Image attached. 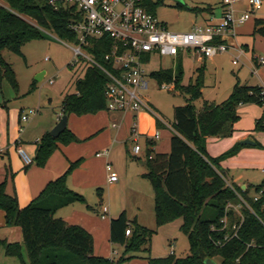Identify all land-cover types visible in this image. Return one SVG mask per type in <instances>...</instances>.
Segmentation results:
<instances>
[{"label":"trees","instance_id":"obj_1","mask_svg":"<svg viewBox=\"0 0 264 264\" xmlns=\"http://www.w3.org/2000/svg\"><path fill=\"white\" fill-rule=\"evenodd\" d=\"M0 6V77L16 91L15 75L3 58L4 51L20 54L21 48L31 41L39 40L40 30L53 33L58 39L73 42L75 37L69 29L73 19L72 10L62 8L57 11L48 6L47 0H2ZM144 5L154 15L156 7L150 0ZM194 12H209L213 7L192 9ZM252 36L264 38V19L254 21ZM108 41H92L91 55L100 63L108 50ZM182 71L160 70L150 75L160 85L164 82L188 97V103L174 110L171 124L172 136L168 154H154L147 150L144 160L146 173L143 177L150 183L153 191L154 217L156 227L182 221L180 232L187 237L189 254L176 258L173 254L165 258L148 257L147 264H204L212 260L219 264H264V226L248 210L243 209V223L238 237L223 247L215 243L238 223L236 215L230 211L229 225L222 230L221 220L228 204L238 203L236 194L248 201L254 214L264 224V198L254 202L250 195L264 189V180L256 187L248 186L242 190L227 179L220 163L233 157L240 148H233L217 158L206 152L208 137L228 138L234 132L238 121L237 109L240 105L255 104L263 109L255 123V130L262 131L264 123V95L261 87L234 85L230 95L220 104L203 102L200 111L191 104L202 96V69L195 82L186 86L180 84ZM105 76L96 68L86 67L81 78L74 81V94L64 97L62 116L94 115L105 111ZM35 85L30 86V92ZM157 127L163 126L156 121ZM75 137L65 129L57 139L48 133L39 141L33 163L43 167L57 144L67 145ZM147 141V146H153ZM254 147H259L255 144ZM153 153V156L151 157ZM151 157V158H150ZM79 164H71L60 177L49 182L40 195L24 208H19L16 196L5 192V183L0 185V211L5 215L7 227H18L22 235V246L0 241L7 257L17 258L20 264L24 249L28 264H125L132 259L131 254L149 251V244L155 231L140 226L135 220L128 221L122 213L110 221V243L124 247V254L118 260L105 259L93 255L92 236L79 226L66 224L56 217L59 209L83 203V198L67 187V177ZM210 208L213 215L206 213ZM130 229V236L125 231ZM252 245L248 248V245ZM148 247V248H147ZM237 259H239L237 261ZM217 264V263H216Z\"/></svg>","mask_w":264,"mask_h":264},{"label":"crops","instance_id":"obj_2","mask_svg":"<svg viewBox=\"0 0 264 264\" xmlns=\"http://www.w3.org/2000/svg\"><path fill=\"white\" fill-rule=\"evenodd\" d=\"M262 2V9H264V0ZM246 3V6H248V0H246ZM218 5L220 11L217 15L213 6H211L213 7L211 13L206 12L207 15L203 19L205 22L204 26H212L219 23L223 13L222 0ZM248 9L249 7H246V9L237 10L236 12L241 14L247 12ZM259 11L254 13V15ZM258 19H264V15H259L255 18V20ZM253 28L254 24L249 35L252 42L251 40L245 41L241 50L244 54L248 52V57H250V61L246 60L248 62L247 70H251L254 74V83L251 84L250 81L241 77L243 79L242 83L240 77L237 76V81L232 85L228 96L237 82L241 86H258L264 89V65L256 66L254 61L255 58L264 55V38L252 36ZM225 39L228 46H230V52L233 48L230 44L233 42L229 38ZM233 52L238 55L237 51ZM217 57L211 59V62ZM193 61L202 63L207 60ZM83 74L84 69L82 68V76ZM44 77L45 73H42L37 81L41 82ZM81 77L77 76L73 80V85L74 81ZM1 88L2 79L0 77V185L5 183L6 194L15 195L19 208H24L40 195L49 182L62 176L71 164L79 162L67 177V187L80 195L84 202L59 209L56 217L68 225L83 228L92 236L94 256L115 260L116 256L119 257V253L114 250L115 245L111 244L109 240L110 221L123 213L128 221L135 220L140 226L148 229V224H150L152 219L151 213L154 214V204H151L150 207H147L146 217L141 216L142 193L140 190L143 189L141 178H144L145 171L140 166H137L138 164L132 162V160L137 159V156H129L131 158L129 162L123 154V148L126 149L127 155L129 153L132 154V150H128L126 147L128 143L132 142L130 139L132 124L136 123V130L139 135L138 145H140L142 150L140 155L143 157V161L146 158L147 150L152 151L154 154L169 153L172 131L168 130V133L165 127L159 129L156 123L157 119L147 112L134 115L131 113L113 114L101 111L94 115H69L67 116L66 129L72 133L75 141L67 145L57 144V149L51 154L43 167H37L34 163L30 166H25L17 153V149H24L28 153L27 155L34 160L40 139L45 134H49L56 126L59 114L52 112L46 123L42 122L39 124L34 122L24 127L23 125L26 123L20 121L18 109H13L12 104L8 103ZM74 93L75 91L71 94ZM65 96L61 94V106ZM200 109L201 107L197 111H200ZM262 112L263 109L255 104L240 105L237 110L239 119L233 126L234 132L232 135L228 138L208 137L206 139V152L211 158L219 157L235 145H240V142L244 140H250L254 145H259V147L240 145L239 150L233 157L220 163L219 166L226 172L228 177H230L228 172L232 170L248 168L251 159L253 161L264 160V135L261 132H254L255 123L260 119ZM113 124L116 125V128H112ZM158 131L160 139L155 142L152 141L154 143L153 146H147V141H151L150 139ZM140 141H143L145 148L141 146ZM158 141H160L159 144H157ZM104 151L108 152L107 156L96 157V154ZM107 164L111 165L118 176V182L115 184H110L107 181ZM261 173L264 175V169L261 170ZM231 182L236 184L232 180ZM248 186L242 184L239 187L245 189ZM130 199H135L136 204H138L135 210L131 212H129L127 207ZM103 207L107 209V212L102 218L101 211ZM0 241L21 246L23 243L20 229L5 225V215L2 211H0ZM0 249L4 253L3 248Z\"/></svg>","mask_w":264,"mask_h":264},{"label":"rangeland","instance_id":"obj_3","mask_svg":"<svg viewBox=\"0 0 264 264\" xmlns=\"http://www.w3.org/2000/svg\"><path fill=\"white\" fill-rule=\"evenodd\" d=\"M156 5L154 15L159 23L165 25L170 33L187 34L190 33L194 27H202L205 25L203 19L206 17V12H194L193 8H203L207 5L213 6L214 12L217 15L220 11L219 3L221 0H150ZM246 0L238 1L233 10L246 9ZM236 15L238 16L239 14ZM259 15H264V9L257 14H252L248 21L237 26L234 29V36L227 37L233 42L230 44L233 48L226 54L219 55L213 62L207 60L206 62H195L190 59L188 54H183L179 60H173L168 57H151L146 63L145 69L150 76L160 70H177L181 69V82L183 86L195 82L199 75V70L202 69L203 89L202 96L199 100L192 102L197 111L202 107L203 102L220 103L228 96L232 85L235 83L237 76L240 77L241 82L247 79L251 84L254 82V74L248 71L247 61H250L248 52H245L237 65H233L232 61L237 57L233 51L239 52L243 49L244 43L251 40L250 32L254 24L255 18ZM220 22V20H219ZM240 41V42H239ZM65 43V42H64ZM58 39L53 33L43 34L39 40L26 43L21 48L20 54L4 51L2 53L3 60L12 68L15 80L17 83L16 91L2 79V91L5 99L12 104L13 109L17 108L20 116L26 115L30 110H37V114L30 119L25 125L32 123H46L50 118L52 112L60 114L61 109V94L64 96L75 91L73 80L77 76H82V64L85 62L81 58L79 64L72 66L75 61L71 48L74 43L66 42ZM251 46V45H250ZM238 54V53H237ZM47 59V60H46ZM247 60V61H246ZM82 62V63H81ZM45 73L44 80L38 82L39 75ZM243 77V79L241 78ZM53 80V83H49ZM149 87L144 92V98L154 109L156 115L166 123L172 124L174 120V110L177 107L184 106L188 103V97L181 94L173 88L172 84L164 82L159 84L155 79L148 78ZM34 84V91L30 92V86ZM171 87V88H169ZM246 105V104H245ZM254 105V104H249ZM262 109V108H261ZM238 110V109H237ZM37 120V121H36ZM38 124V125H39ZM169 133V131L167 130ZM254 132L264 133L262 131ZM160 141L157 142L159 144ZM141 146L145 148L143 141H140ZM128 150H132L133 144L128 143L126 146ZM22 149V148H21ZM25 151L24 149H22ZM123 148V154L127 161L130 162L131 153L126 154ZM26 154H28L25 151ZM131 154V155H130ZM29 156V155H28ZM31 158V157H30ZM32 159V158H31ZM137 166L147 171L143 157L137 156L136 160H132ZM264 169V160H250V166L243 170H232L228 172L230 177L226 176L229 181L235 182L238 186L242 184L256 187L264 180V175L261 170ZM142 179V211L141 216L146 217L147 207L153 204V191L150 183ZM135 199L128 201L129 212L134 211L136 207ZM138 207V206H137ZM206 213L213 215L210 208L206 209ZM152 219L148 229L155 231L152 236L149 251H140L131 254L132 259L125 264H147V258L160 259L170 255V251H174L176 258H185L189 254V244L187 237L180 232L182 221L180 219L156 227L154 214L151 213ZM147 247V248H148ZM114 250L119 254L115 257L118 260L124 254V247L115 245ZM23 260L28 264V258L25 250H23ZM219 260L216 263L219 264ZM0 264H20L17 258L7 257L0 249Z\"/></svg>","mask_w":264,"mask_h":264},{"label":"built area","instance_id":"obj_4","mask_svg":"<svg viewBox=\"0 0 264 264\" xmlns=\"http://www.w3.org/2000/svg\"><path fill=\"white\" fill-rule=\"evenodd\" d=\"M238 1L222 0L223 13L217 25L194 27L187 34L170 33L165 25L159 23L155 15L148 11L144 0H47V4L55 11L62 8L72 10L73 19L69 24V29L75 37L74 41L70 42L74 43V47L71 48L75 58L72 66L78 65L80 60L77 58H81L85 62L82 64L84 70L86 67H93L105 76L107 80L104 88L105 111L113 114L131 113L134 115L147 112L153 115L163 127L173 132L171 125L159 118L144 98L150 77L145 65L153 56L176 60L186 53L193 60L203 61L228 53L230 46L225 38L234 36V29L248 21L252 14L262 9L263 5L262 0H248V11L237 16L233 6ZM0 6L5 7L2 0H0ZM40 31L42 34L48 33L45 30ZM101 40L108 41V50L103 57V63L95 60L90 53L93 48L92 41ZM243 55L244 52L240 49L232 64L237 65ZM254 61L256 66L264 65V55L255 58ZM49 82L52 83V80ZM261 94L264 95V89ZM36 114L37 110H30L20 117V121L27 123ZM61 117L62 111L57 118L58 121ZM262 127L264 133V123ZM112 128H116V125L113 124ZM130 139L134 144L133 156L140 155L142 150L138 145L139 135L135 122L131 127ZM159 139L158 131L150 140L155 142ZM17 153L25 166L33 163V160L21 148L17 149ZM107 155L108 152L104 151L96 154V157ZM106 172L108 183L118 182V176L111 165H106ZM236 195L238 203L228 204L225 209L221 220L222 230L228 228L230 211L236 215L238 223L231 226V233L225 234L215 243L219 248L238 237V230L243 223V209L253 214L264 226L252 211L248 201L239 194ZM250 198L254 202L260 201L264 198V189L253 193ZM101 212L103 218L107 209L103 207ZM130 234V229H127L125 236L128 237ZM251 246V244L248 245V248ZM173 252L171 249L170 255Z\"/></svg>","mask_w":264,"mask_h":264},{"label":"water","instance_id":"obj_5","mask_svg":"<svg viewBox=\"0 0 264 264\" xmlns=\"http://www.w3.org/2000/svg\"><path fill=\"white\" fill-rule=\"evenodd\" d=\"M66 126H67V116H62L59 119L56 126L49 132V135L52 138L57 139L59 137V135L66 129ZM240 145L253 146L254 143L251 142L250 140H244V141L240 142ZM204 264H216V263L212 260H205Z\"/></svg>","mask_w":264,"mask_h":264}]
</instances>
